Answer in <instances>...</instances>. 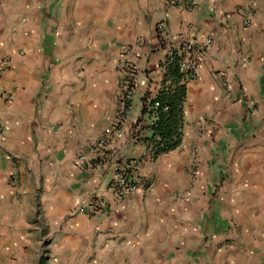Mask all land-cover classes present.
Returning a JSON list of instances; mask_svg holds the SVG:
<instances>
[{"label": "crops", "instance_id": "crops-1", "mask_svg": "<svg viewBox=\"0 0 264 264\" xmlns=\"http://www.w3.org/2000/svg\"><path fill=\"white\" fill-rule=\"evenodd\" d=\"M193 1L0 0V264H264V0ZM161 15L167 42H212L185 82L180 144L144 156ZM125 45L139 86L109 150L139 160L142 185L117 200L111 167L74 160L112 122ZM92 195L106 212L76 213Z\"/></svg>", "mask_w": 264, "mask_h": 264}, {"label": "built area", "instance_id": "built-area-1", "mask_svg": "<svg viewBox=\"0 0 264 264\" xmlns=\"http://www.w3.org/2000/svg\"><path fill=\"white\" fill-rule=\"evenodd\" d=\"M193 0H165V7H180L191 9L194 7ZM243 24L248 25L253 18L254 11L250 7L242 10ZM167 16L161 15L155 22V32L158 41L164 46L165 54L171 55L172 51H176L180 57V71L183 74L182 82H189L196 78V69L202 54L211 46V36L203 34L195 39L179 38L176 41H168L166 38ZM132 52V47L125 45L122 47V55L118 58L116 68L118 71V97L116 111L112 122L108 129L97 140L86 145L78 147L75 156L74 164L79 169L96 168L104 170L111 167L112 176L109 178L106 189L117 200H123L141 185L142 181L135 175L139 167L138 159H128L121 155H116L110 152L112 139L117 137L123 124L129 117L134 98L139 86V71L135 61L127 57ZM165 58V57H164ZM9 60L6 57L0 59V73L6 69ZM164 62V60H163ZM164 70V66L162 67ZM144 96V95H143ZM143 99V98H142ZM149 97L145 98L142 103L147 108H152L148 105ZM166 110V107L163 108ZM157 118L155 112L150 116V125ZM150 147L144 152V156L151 155ZM16 176L12 181L15 182ZM106 202L100 195H92L86 200L79 201L74 211L79 214L88 216H96L106 212Z\"/></svg>", "mask_w": 264, "mask_h": 264}, {"label": "trees", "instance_id": "trees-1", "mask_svg": "<svg viewBox=\"0 0 264 264\" xmlns=\"http://www.w3.org/2000/svg\"><path fill=\"white\" fill-rule=\"evenodd\" d=\"M162 65L165 68L162 87L154 98H150L148 105L143 106L142 111L151 116L153 112L157 118L149 125L151 135L147 138L152 154L157 156L176 148L181 142L183 102L186 96V83L181 82L183 74L180 71V57L176 51L171 55L165 54ZM168 81V83H166ZM146 93L143 100L147 98ZM166 107V110L163 108Z\"/></svg>", "mask_w": 264, "mask_h": 264}]
</instances>
